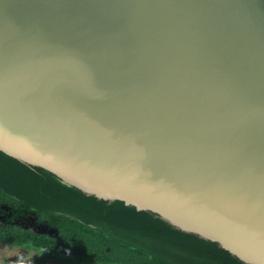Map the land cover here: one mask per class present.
Wrapping results in <instances>:
<instances>
[{
  "label": "water",
  "instance_id": "95a60500",
  "mask_svg": "<svg viewBox=\"0 0 264 264\" xmlns=\"http://www.w3.org/2000/svg\"><path fill=\"white\" fill-rule=\"evenodd\" d=\"M0 150L264 264V0H0Z\"/></svg>",
  "mask_w": 264,
  "mask_h": 264
},
{
  "label": "trees",
  "instance_id": "16d2710c",
  "mask_svg": "<svg viewBox=\"0 0 264 264\" xmlns=\"http://www.w3.org/2000/svg\"><path fill=\"white\" fill-rule=\"evenodd\" d=\"M36 223L56 233H40ZM0 242L70 264H252L150 210L103 199L0 150Z\"/></svg>",
  "mask_w": 264,
  "mask_h": 264
},
{
  "label": "rangeland",
  "instance_id": "374dc122",
  "mask_svg": "<svg viewBox=\"0 0 264 264\" xmlns=\"http://www.w3.org/2000/svg\"><path fill=\"white\" fill-rule=\"evenodd\" d=\"M0 264H70L52 259L43 253L0 242Z\"/></svg>",
  "mask_w": 264,
  "mask_h": 264
}]
</instances>
